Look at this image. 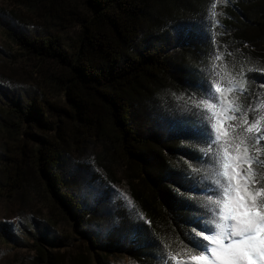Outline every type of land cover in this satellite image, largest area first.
Segmentation results:
<instances>
[{"label":"trees","instance_id":"trees-1","mask_svg":"<svg viewBox=\"0 0 264 264\" xmlns=\"http://www.w3.org/2000/svg\"><path fill=\"white\" fill-rule=\"evenodd\" d=\"M27 1L28 9L49 26L17 41L38 60L56 99L39 94L14 110L25 126L33 122L52 135L32 138L39 144L38 166L50 179L56 203L76 216L74 222H84L81 207L72 202L76 197L58 183L68 150L92 136L101 141L94 161L103 175L114 176L116 155L122 160L133 211L120 205L117 215L134 234L130 239L137 262L168 264L170 257L186 260L189 253L196 254L202 238L192 232V220L200 218L206 232L213 228L215 211L208 195L219 191L215 153L221 150L220 143L207 140L202 88L211 85V96L219 86L226 92L225 109H236L222 122L229 140L233 133L259 137L258 142L246 140L245 146L258 161L252 165L256 177L264 182V135L241 131L255 121L264 132V0H225L218 15V0H77L83 12L74 9L73 0ZM14 16L32 21L20 11ZM183 23L203 27L205 40L177 50L163 46L161 38ZM230 80L241 81L243 88L238 84L228 91ZM181 104L191 105L182 117L157 113L166 137L139 118L154 109L180 110ZM46 147L52 150L49 158ZM22 150L13 186L25 187L28 194L34 188L32 167ZM0 239L12 240L8 228L0 227ZM35 244L40 255L31 264H64L65 254L57 247ZM73 261L93 264L84 253Z\"/></svg>","mask_w":264,"mask_h":264},{"label":"rangeland","instance_id":"rangeland-1","mask_svg":"<svg viewBox=\"0 0 264 264\" xmlns=\"http://www.w3.org/2000/svg\"><path fill=\"white\" fill-rule=\"evenodd\" d=\"M24 2L28 1L0 0V227L8 228L12 239H0V264H31L32 259L40 255L35 244L37 241L57 247L65 254L64 264H75L73 259L80 253L90 255L93 264H139L131 247L130 238L134 234L125 230L117 215L120 205L133 211L127 177L118 155L113 158L114 176H110L103 175L105 170L94 161L101 148L100 140L88 136L83 140L84 145L76 143L66 153L67 160L64 161V169L60 173L61 184L58 185L72 191L76 197L72 202L81 207L84 222H74L76 216L70 215L56 203L58 197L50 186V179L39 169V144L32 137L38 135L48 139L52 135L38 130L32 125L33 122L25 126L26 122L20 121V114L14 109L39 94L51 101L56 97L53 87L41 74L43 71H39L38 60L27 54L17 41V37L24 34L32 37L35 32L49 26L41 15L28 9ZM224 2L218 0L217 15ZM73 6L76 11H84L77 0H73ZM18 11L31 15L32 21L16 19L14 13ZM202 28L183 23L162 37L161 43L170 50H177L182 45L201 42L205 40V35L201 34L204 32ZM223 92L221 100L215 90L210 96L209 87L201 89L205 105L201 110L205 109L203 115L207 117L209 127L210 120L211 124L215 123L213 113L227 106L226 92ZM208 104L215 107L209 108ZM189 106L181 104L180 110L154 109L149 112V117L139 114V118L150 131L166 137V125L159 121L157 113L166 114L168 118L182 117L185 112H190ZM9 129H12V133ZM23 148L32 167L31 183L34 188L28 194H25V187L13 186L15 168L23 160ZM43 151L46 158L52 154L49 147ZM77 218L80 219V216ZM212 227L214 230V225ZM178 259L182 264L184 259ZM168 264L176 262L171 260Z\"/></svg>","mask_w":264,"mask_h":264},{"label":"snow or ice","instance_id":"snow-or-ice-1","mask_svg":"<svg viewBox=\"0 0 264 264\" xmlns=\"http://www.w3.org/2000/svg\"><path fill=\"white\" fill-rule=\"evenodd\" d=\"M238 84L243 88L241 81L230 80L228 91H232ZM208 87L211 88V85ZM215 91L222 100L223 90L216 86ZM208 107L214 108L215 105L208 104ZM229 111L236 109L221 108L220 112L213 113L215 123L206 132L209 142L215 140L221 144V150L215 153L219 165L215 184L219 191L208 195V201L215 211L211 222L214 230L209 227L206 232L200 224V218L192 220L195 225L192 232L197 239L202 238V247L196 254L189 253L182 264H264V182L256 177L252 165L258 161L245 146L246 140L250 143L256 139L258 142L259 137L241 138L233 133L232 140H229V134L222 127L223 118ZM227 118L233 119L232 116ZM244 123L248 124L247 118ZM241 131L264 135L255 121ZM213 196L217 198L213 200ZM170 258L176 264H181L177 257Z\"/></svg>","mask_w":264,"mask_h":264}]
</instances>
